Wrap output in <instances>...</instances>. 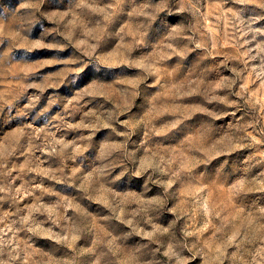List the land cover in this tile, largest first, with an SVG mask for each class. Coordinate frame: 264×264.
<instances>
[{"label":"rangeland","instance_id":"1","mask_svg":"<svg viewBox=\"0 0 264 264\" xmlns=\"http://www.w3.org/2000/svg\"><path fill=\"white\" fill-rule=\"evenodd\" d=\"M0 264H264V0H0Z\"/></svg>","mask_w":264,"mask_h":264}]
</instances>
